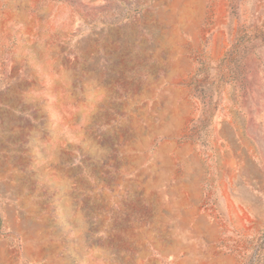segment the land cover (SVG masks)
Masks as SVG:
<instances>
[{
    "label": "rangeland",
    "instance_id": "374dc122",
    "mask_svg": "<svg viewBox=\"0 0 264 264\" xmlns=\"http://www.w3.org/2000/svg\"><path fill=\"white\" fill-rule=\"evenodd\" d=\"M0 264H264V0H0Z\"/></svg>",
    "mask_w": 264,
    "mask_h": 264
}]
</instances>
